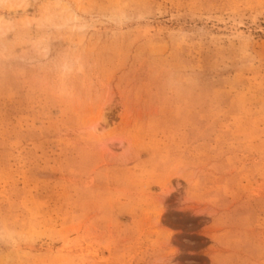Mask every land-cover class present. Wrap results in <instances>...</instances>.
Here are the masks:
<instances>
[{"label":"rangeland","instance_id":"rangeland-1","mask_svg":"<svg viewBox=\"0 0 264 264\" xmlns=\"http://www.w3.org/2000/svg\"><path fill=\"white\" fill-rule=\"evenodd\" d=\"M0 264H264V0H0Z\"/></svg>","mask_w":264,"mask_h":264},{"label":"bare ground","instance_id":"bare-ground-1","mask_svg":"<svg viewBox=\"0 0 264 264\" xmlns=\"http://www.w3.org/2000/svg\"><path fill=\"white\" fill-rule=\"evenodd\" d=\"M103 121L106 122L105 115H103ZM100 126H101V125H100L99 123H97V124L95 125L94 129L96 130V132H97V130H98V128H99Z\"/></svg>","mask_w":264,"mask_h":264}]
</instances>
